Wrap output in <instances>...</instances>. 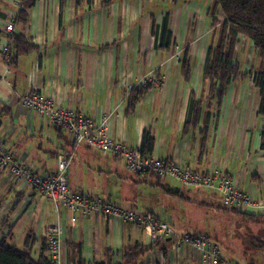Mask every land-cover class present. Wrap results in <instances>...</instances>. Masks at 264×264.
<instances>
[{"label":"crops","instance_id":"crops-1","mask_svg":"<svg viewBox=\"0 0 264 264\" xmlns=\"http://www.w3.org/2000/svg\"><path fill=\"white\" fill-rule=\"evenodd\" d=\"M2 1L0 31L7 17L14 16L18 9L14 0ZM52 1L54 4L50 5ZM178 2L104 0L95 6L92 0H84L74 6L75 0H66L62 13L60 0H38L28 11L23 32L36 51L20 56L16 65L9 68L1 52L8 42L0 35V145L18 163L33 165L40 174L55 172V155L70 151L71 137L64 128L52 126L48 119L21 104L28 92L36 91L52 97L56 106L92 122L108 116V136L114 141L140 150L143 133H147L154 141L151 156L177 162L201 175L219 169L251 200L264 199V151L260 150L264 116L258 115L259 92L252 81H236L225 91L218 110L214 101L206 102L208 83H202L201 75L208 46L219 38L224 18L214 8L213 0H197L198 5L193 7L184 6V0L176 9ZM125 10L128 18L123 15ZM190 19L194 21L191 26ZM164 21L167 33L162 30ZM244 41L242 50L237 44L233 58L241 73L249 72L251 64V44ZM104 47L107 48L102 51ZM187 62L192 67L186 83L183 75L187 73ZM142 78H151L152 88L137 103L134 115L126 117V97L142 85ZM192 101L203 103L202 112L197 125L184 128L193 119ZM66 178L71 192L106 200L140 215H152L177 234H203L202 228L194 233L177 231L181 217L194 213L193 206L200 211L215 198L221 206L220 210L214 208L212 215L217 218L222 211L220 196L214 191L199 189L192 201L172 189L187 188L172 179L134 176L127 171L124 160L85 146L76 152ZM167 179L173 182L167 184ZM3 196L2 218L7 215L20 223L23 215L33 218L25 237L33 254L39 252L47 228L60 225L65 235L64 264L74 252L72 247H66V242L79 248L85 262H106L107 252H118L115 260L128 264H208L187 246L174 251L170 240L156 242L142 227L72 213L13 180L7 169H0V200ZM241 212L264 215V208ZM213 227L208 234L219 240L220 264H245L242 260L253 258L252 252H258V246L264 247V237L253 238L248 229L229 236L227 227ZM13 233L18 234L17 228ZM152 244L154 247L145 255L122 260L132 247ZM238 245L240 248L236 249ZM226 252L234 255L226 259Z\"/></svg>","mask_w":264,"mask_h":264},{"label":"built area","instance_id":"built-area-1","mask_svg":"<svg viewBox=\"0 0 264 264\" xmlns=\"http://www.w3.org/2000/svg\"><path fill=\"white\" fill-rule=\"evenodd\" d=\"M1 32L4 38L14 33L12 15L7 17ZM7 46L8 43L1 48L3 54L8 52ZM5 60L7 61L6 58ZM139 82L144 86L151 82V78L150 80L142 78ZM21 104L30 112L48 119L52 125L64 128L71 137L72 148L68 154L59 156L55 172L40 174L33 165L18 163L12 154L0 145V169H7L13 180L38 192L53 204H62L72 213L131 223L142 227L153 240H170L174 251H179L183 245L195 251L208 264H220L222 260L219 246L205 235L177 234L166 223L155 220L151 215H140L118 204L92 198L87 194L71 192L66 174L76 152L82 146L124 160L127 171L134 176L142 178L153 174L160 180L170 178L183 187L214 191L220 196L225 208L244 211L264 208V199L251 200L233 179L219 169H215L211 174L201 175L177 162L160 161L151 155H143L138 149L130 148L123 141L112 140L107 131L108 116H104L100 122H92L77 112L56 106L52 97L36 91L28 92L21 99ZM64 250V228L60 225L48 227L46 252L50 263L64 264Z\"/></svg>","mask_w":264,"mask_h":264},{"label":"trees","instance_id":"trees-1","mask_svg":"<svg viewBox=\"0 0 264 264\" xmlns=\"http://www.w3.org/2000/svg\"><path fill=\"white\" fill-rule=\"evenodd\" d=\"M37 1L38 0L13 1L18 5V9L15 11V14L13 16L14 33L5 36V40L8 42V52L4 53V58L7 59L6 64L9 68L16 65L17 60L20 56L37 50L36 46L32 45L31 42H28L23 35V32L28 23V11H30L35 6ZM65 2L66 0H60L59 3L60 12L62 13ZM82 2H84V0H75L74 6H78L79 3ZM213 2L214 8L222 13V15L224 16V20L220 27L219 38L217 39L216 43L209 44L207 49L206 60L201 75L202 83H208V93L205 100L207 103L214 101L215 107L218 110L221 105L222 97L231 84L235 83L236 81H252L253 86L259 92L260 99L258 105V115L264 116V0H213ZM108 3H110V1L100 3L99 7H103ZM166 23L167 22L164 21L162 26V30H164V33H167ZM0 35H2L1 31ZM160 36H164V34L161 33ZM238 37H240V41ZM244 39L250 42L251 53H253V57L251 60L249 72L242 75L240 72L239 63L237 61L234 62L233 58L235 45H237L238 43L239 45L241 43L243 44V42H245ZM106 48L107 47H104L102 51L106 50ZM187 54L188 49H185L184 56H186ZM191 67L192 65L187 62L185 67L187 73L183 75V81L186 83L190 81ZM152 84L153 82L150 84V86L140 85L133 88L128 93L124 111V115L126 117L134 115L137 103L143 100V98L150 92ZM191 103L193 104V119L185 123L183 125L184 128H188L192 125H197L198 115L202 112L201 107L203 103L201 101H192ZM52 126L61 129L60 126H57L55 124ZM72 144L73 143L71 140V145ZM153 148V139L149 134L143 133L142 145L140 148L141 153L143 155H150L153 151ZM260 150L264 151V127L260 131ZM55 157L57 159L59 158V156L57 155H55ZM253 180L255 181V178H253ZM3 205L4 201H0V209ZM217 208L220 210L219 207ZM221 209V213H229L234 216L236 215L237 217H240L241 220H243L245 223L253 225H259L261 223L264 224V215L242 213L241 210L225 208L223 205ZM152 217L155 220H158L154 216ZM5 226L6 225L2 220L0 222V264H51L50 258L46 252V237L40 240L41 246L37 256L32 257L33 253L31 252V248L29 249V241L26 240L22 246L23 248L18 249L13 245L14 236L11 231L3 233V229H5ZM193 235H205L216 244L218 243L217 241H219L218 239L212 238L209 234ZM166 241L167 240H156V242L161 243H164ZM154 245L155 244L149 246L136 245L132 247L130 249V252H128L125 256H122V260H125L127 258L129 260L134 256L137 257L139 255H145L152 250ZM66 247L70 250H72L71 247L74 249L73 256H67L68 264H128L124 261L117 262L115 260L116 256L119 254L118 252H107L108 261L106 262H85L82 259L79 248L77 249L75 247V244L73 245V243L66 242ZM259 248L264 251L263 246H258L257 249L259 250ZM163 254H165V251L163 252ZM225 254L227 256L226 259H230L234 255L227 252ZM237 262L240 263V261L238 260ZM242 263L259 264L258 261L254 258H250L249 260H242ZM261 263L264 264V258Z\"/></svg>","mask_w":264,"mask_h":264},{"label":"rangeland","instance_id":"rangeland-1","mask_svg":"<svg viewBox=\"0 0 264 264\" xmlns=\"http://www.w3.org/2000/svg\"><path fill=\"white\" fill-rule=\"evenodd\" d=\"M48 1L49 0H46V3H48ZM102 1H104V0H92V4L96 6V5H98V3L102 2ZM183 1L184 0H179L176 9H178L179 7L182 6ZM185 1H186V4L184 6H186V7H193V6L198 5L197 0H185ZM0 2L3 3L4 1L0 0ZM53 4H54V1H52L50 3V5H53ZM14 6L17 7V4L15 3ZM128 6H131V5L129 4ZM168 8H173V7H168ZM132 9L133 8L131 7V10ZM123 12H124L123 15L125 16V18H128L129 13H127L126 10ZM222 18H224V16ZM189 21H190L189 25L191 26L194 21L192 19H190ZM205 34H207V31ZM2 36H3V33H2ZM240 45H241L240 48L242 50L243 44L241 43ZM236 46L237 45H235V47ZM195 49H196V46L193 47V51H195ZM248 53H249V51H248ZM250 53H251V50H250ZM252 55H253V53H251V60L253 57ZM247 73H241V74L243 75V74H247ZM166 182H167V184H169V182H173V181H170V179H167ZM172 189L176 193H181L183 195L188 196L192 201H195L196 197L199 195V189H195V188L183 189V188H179L176 186V187H173ZM4 200H5V196H3L0 201H4ZM210 200H211V204H209L207 206V208H203V209H200V211L199 210L196 211L195 206H193L194 207V213L192 214V216L183 215L181 217V220H180L181 226H179L177 228V231H187V232L194 233L197 230H200V228H202L200 233L208 234V231L211 232L214 229L213 225L217 224V225L227 227L226 232L228 234H230L229 236L238 234L239 231L246 232V229H248L249 231H251L254 234L253 238H260L261 239L264 237V224L263 223H261L259 225H253V224L245 223L243 220H241L240 217H237V216L235 217L234 215L229 214V213H225V214L221 213L220 215H218L217 218H215V216L212 215L213 212H215V210H213V209L221 206L220 201L218 199H215V198L210 199ZM157 201H159V200H157ZM221 204H222V201H221ZM238 210L244 211V209H238ZM259 210H261V209H259ZM249 211L252 213L253 210L251 209ZM249 211L247 210L244 212H249ZM255 212H257V211H254L253 213H255ZM5 214H6V212H5ZM23 217H25V218H23L21 220V223H20L19 220L14 221L13 219H10L7 215H5L4 218H2V215H0V222L3 220V222L6 225L4 227L5 229H3V233L9 232L8 229L10 228L12 231V234L14 235L13 231L15 228H17L18 234L14 235L15 238L13 239V245L16 246L18 249L23 248L22 246H23V243L25 241V237L27 238V232H28L27 230H29L26 228H29L28 224L30 222V219H33L31 217L28 218L24 215H23ZM27 218L29 219V221L25 225L24 223L26 222ZM234 242L235 241L233 240L232 243H234ZM263 243H264V239H263ZM239 248H240L239 245L236 246V249H239ZM255 251H258L259 253L258 252H252L254 255L253 258L254 259L257 258L258 263L260 264L264 258V254H263L264 251L260 248H259V250H255ZM260 252H263V253H260ZM32 253H33V251H32ZM37 254H38V252L33 254L32 257L37 256ZM256 254H258V256H256ZM224 256L227 257L225 255V253H224Z\"/></svg>","mask_w":264,"mask_h":264}]
</instances>
